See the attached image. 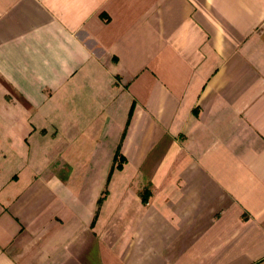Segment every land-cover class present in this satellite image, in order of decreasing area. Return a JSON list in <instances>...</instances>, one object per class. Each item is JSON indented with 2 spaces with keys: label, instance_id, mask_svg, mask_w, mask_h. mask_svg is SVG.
Segmentation results:
<instances>
[{
  "label": "crops",
  "instance_id": "1",
  "mask_svg": "<svg viewBox=\"0 0 264 264\" xmlns=\"http://www.w3.org/2000/svg\"><path fill=\"white\" fill-rule=\"evenodd\" d=\"M0 264H264V0H0Z\"/></svg>",
  "mask_w": 264,
  "mask_h": 264
},
{
  "label": "trees",
  "instance_id": "2",
  "mask_svg": "<svg viewBox=\"0 0 264 264\" xmlns=\"http://www.w3.org/2000/svg\"><path fill=\"white\" fill-rule=\"evenodd\" d=\"M121 156V153H120V145L118 146V149H117V151H116V154H115V161H117L118 160V158ZM122 162L121 161H119L118 162V164L116 165V167H119V168H121L122 167ZM114 168H115V165L112 167V169H111V173H112V171L114 170ZM111 173H110V175H109V178H108V180L110 179V177H111ZM105 195V194H104ZM104 195L103 196H101L100 198H99V203H101L102 202V200H103V197H104ZM144 200H146V198L144 197Z\"/></svg>",
  "mask_w": 264,
  "mask_h": 264
}]
</instances>
